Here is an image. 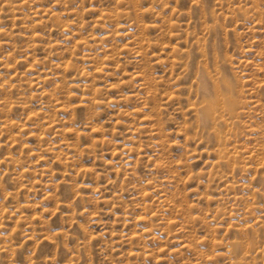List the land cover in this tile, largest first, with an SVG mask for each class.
<instances>
[{"label":"rangeland","instance_id":"rangeland-1","mask_svg":"<svg viewBox=\"0 0 264 264\" xmlns=\"http://www.w3.org/2000/svg\"><path fill=\"white\" fill-rule=\"evenodd\" d=\"M0 264H264V0H0Z\"/></svg>","mask_w":264,"mask_h":264}]
</instances>
